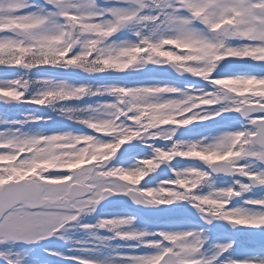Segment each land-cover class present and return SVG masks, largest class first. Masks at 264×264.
<instances>
[{
    "label": "snow or ice",
    "instance_id": "snow-or-ice-1",
    "mask_svg": "<svg viewBox=\"0 0 264 264\" xmlns=\"http://www.w3.org/2000/svg\"><path fill=\"white\" fill-rule=\"evenodd\" d=\"M0 105L29 106L0 116V264H46L31 246L71 227L90 233L70 249L86 255L42 252L71 264H264V242L242 258L235 238L210 242L218 221L264 233V194L248 195L264 193V0H0ZM45 110L75 127L34 129L52 122ZM119 196L186 205L202 224L80 223ZM112 240L134 243L95 258Z\"/></svg>",
    "mask_w": 264,
    "mask_h": 264
},
{
    "label": "rangeland",
    "instance_id": "rangeland-1",
    "mask_svg": "<svg viewBox=\"0 0 264 264\" xmlns=\"http://www.w3.org/2000/svg\"><path fill=\"white\" fill-rule=\"evenodd\" d=\"M9 109V108H8ZM10 111V109H9ZM2 117H6V116H2ZM16 118H20V117H16ZM34 129H43V128H40L38 125H35L34 126ZM216 184L217 186H223L221 185L220 183H218V181H216ZM176 207H178L177 205H175ZM180 208L177 210L181 215H185L187 213H190L191 209L188 208V206L184 205V206H179ZM179 214V215H180ZM102 216H127L125 213L123 212H120L119 214H112V213H109V212H106L105 214H101L99 217H102ZM144 226V227H143ZM143 226H139L137 224H135V227L138 228V229H143L146 227V225L143 223ZM157 229H165V230H188V229H193L192 226L184 223H179V224H174V225H163V226H159V228ZM153 231V230H152ZM117 242H115V240H112L110 241L112 244L115 242V243H118V245L115 244V246H120V245H123V242L121 240H116ZM127 243H134V242H127ZM117 248V247H115ZM111 250V248H110ZM118 250L120 251H127L125 250L124 248H119ZM143 251V249L141 250ZM103 253H100L99 254V257H96V258H103L104 256H102Z\"/></svg>",
    "mask_w": 264,
    "mask_h": 264
}]
</instances>
